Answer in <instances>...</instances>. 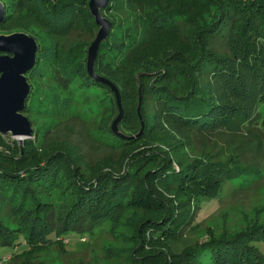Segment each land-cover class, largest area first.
Wrapping results in <instances>:
<instances>
[{"label":"trees","instance_id":"trees-1","mask_svg":"<svg viewBox=\"0 0 264 264\" xmlns=\"http://www.w3.org/2000/svg\"><path fill=\"white\" fill-rule=\"evenodd\" d=\"M0 1V32L24 31L38 44L26 73L30 92L23 111L33 134L22 144L0 134V258H15L18 247L27 251L92 235L122 220L133 244L125 264H204V258L210 264H264L256 244L264 243V221L185 242L202 202L258 170L245 154L254 150L257 159L264 148V111L258 110L264 104V0H109L102 14L111 27L94 71L118 89L126 108L120 122L133 117L135 126L124 135L110 127L106 139L122 149L149 138L152 147L127 162L87 163L86 171L80 146L88 134L70 126L78 117L74 98L99 88L103 101L117 107L115 96L88 74V42L75 51L60 40L41 41L32 29L65 35L83 13L95 31L87 0ZM170 33L173 41L154 48ZM165 124L181 130L177 142L151 138ZM217 130L246 141L219 158L205 148L202 155L189 151L187 135ZM59 131L67 139L63 148L49 142ZM161 144L182 152L176 157ZM56 188L65 189V199L54 201Z\"/></svg>","mask_w":264,"mask_h":264},{"label":"rangeland","instance_id":"rangeland-1","mask_svg":"<svg viewBox=\"0 0 264 264\" xmlns=\"http://www.w3.org/2000/svg\"><path fill=\"white\" fill-rule=\"evenodd\" d=\"M80 21L79 26L67 31L65 35H51L42 26H37L32 29V33L37 34L41 41L60 40L64 45L70 46L77 51L80 47L83 48L87 42L89 46L98 29L93 31L87 25L89 22L83 13ZM0 34L8 33L1 31ZM173 39L174 33H170L164 38L160 37L154 48H160L161 44L159 42L165 43L166 45L169 41H173ZM75 93V91L71 92L72 95ZM77 93H79L78 90ZM112 93L114 94L113 91ZM103 98L104 92L99 88L95 90L90 89V92L88 91L87 95L81 99L74 98V102L78 103V117H76L77 122L70 124V126L72 128L78 127V129H82V131L84 130L88 134L84 136V141L81 142L80 146L85 155V159L83 158L84 161L81 162L83 171H86L85 167L87 163L93 167L95 161H102L104 158L112 160L111 163L113 164H118L120 162L119 160L127 162L133 157L140 155L144 149H150L149 147H152V144H147L149 138L144 141L138 140L136 144L128 145L122 149L110 144L109 139H106L110 133L112 134L110 127L116 134L124 135V131L135 126V118H125L124 120L122 118L121 123L120 117L113 124V121L119 113L118 106L111 105L108 99L103 101ZM97 103H101L100 108L95 109ZM120 108L123 116L126 108H123L121 103ZM79 109L81 112H79ZM136 109L140 115L138 104L136 105ZM258 110L264 111V104H259ZM128 112L129 115L133 113L129 110ZM165 127L160 132L154 134L155 137L151 138L157 142V139H162L161 137L163 136H169L177 142L175 137L180 136L181 130L169 124H165ZM101 129L102 131H100ZM173 131L176 132L175 135H173ZM62 132L59 131L57 134H60V136L55 135L49 142L52 141L56 147L57 145L62 148L66 146L67 144L65 142H67V139L65 133L63 134ZM17 137L9 134L10 140L16 139L19 144H22L23 140L20 142ZM243 137L230 136L226 132L217 130L192 133L191 138L187 135V140L191 147L189 151L194 152V154L202 155L205 150H201L205 148L210 153L217 154V158H219L225 155L231 146H234L239 140L244 139L246 141ZM161 147L166 150V153H175L176 157L182 152L178 150L180 147L176 150V147L169 149L162 144ZM255 156L254 150L245 154L246 162L256 164L258 167L254 175H250L241 181L236 182L234 180L226 183L214 199L201 203L200 210L195 219L194 228L185 237L186 243L195 242L196 240L201 242L212 232L219 234L224 233L223 231L234 233L256 221H264V148L260 157L255 159ZM89 170H91V167ZM63 190L60 191V188H56L53 192L54 201L65 199ZM130 235L131 232L125 226L124 221L122 222L121 220L119 223L115 222L113 225L106 223L92 235H79V237H73L72 240L61 239L60 244L54 243L48 247H31L27 251H21L18 247L15 258L3 256L0 258V264H125V261H127L125 259L126 255L133 248L132 241L129 240ZM256 244L264 252V243L256 242ZM175 247L177 249L181 248L180 245ZM1 252L4 253L5 249L2 248ZM203 263L210 264L205 258Z\"/></svg>","mask_w":264,"mask_h":264},{"label":"water","instance_id":"water-1","mask_svg":"<svg viewBox=\"0 0 264 264\" xmlns=\"http://www.w3.org/2000/svg\"><path fill=\"white\" fill-rule=\"evenodd\" d=\"M108 2L109 0L88 1L90 14L98 29L87 48L86 70L92 79L108 85L114 92L119 109L114 124L122 115L118 89L110 80L94 71L99 45L106 39L111 27V22L102 14V9ZM4 13V5L0 1V22ZM37 49L36 39L24 31L0 34V134L18 136L20 142L33 134L31 122L23 111L30 92L26 73L35 62Z\"/></svg>","mask_w":264,"mask_h":264}]
</instances>
